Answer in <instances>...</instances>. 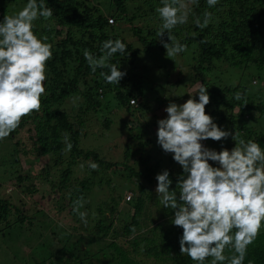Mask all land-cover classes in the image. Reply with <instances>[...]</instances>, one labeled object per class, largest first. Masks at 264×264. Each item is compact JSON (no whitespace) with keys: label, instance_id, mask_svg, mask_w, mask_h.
Returning <instances> with one entry per match:
<instances>
[{"label":"trees","instance_id":"1","mask_svg":"<svg viewBox=\"0 0 264 264\" xmlns=\"http://www.w3.org/2000/svg\"><path fill=\"white\" fill-rule=\"evenodd\" d=\"M96 1L44 0L53 9V16L34 21L33 31L38 37L47 36L46 42L52 45L53 57L47 63L46 92L42 96L41 110L24 117L19 127L2 142L6 146L7 157L0 158V168L4 167L0 171V233L14 226H24L26 221H29L28 226H32L35 215L45 211L39 208L40 201L37 199L29 209L24 210L27 201H23L22 197L14 201L15 195H18L15 194L16 188L11 185V190L5 192L9 184L7 181L14 182L20 192H29L32 196L38 192V185L31 181H38L44 184L40 200L47 197L49 207L54 212L53 227L66 218L64 223L68 224L67 219L70 220L73 226H69L74 232L71 234L65 228L63 241L67 245L41 259L34 256V264H194L188 256L180 255L179 237L182 232L171 224L172 210L165 209L155 193L157 174L154 169L142 172L133 171L127 165L124 168L129 174L121 175L123 178L136 179L130 181L129 186L130 190L136 191V195L133 214L128 221L122 219L121 213L117 217L119 202L115 200L114 187H111L109 179L98 180L102 182L99 188L109 182L107 201L104 193L98 190L104 200L94 206L87 203L88 195H93L92 185L101 174L99 172L120 166L123 162L104 161L95 152L80 148L83 120L78 121L76 116L88 115L90 110L101 107L107 90L114 93L119 105L127 112L134 109L139 111L136 104L130 103V99L139 101L142 96L141 92H135L139 88L124 90L127 83L137 87L128 80L135 72L133 63L137 50L120 35L117 25L110 22L108 17L111 15V19L117 22H129L131 36L137 38L145 50L156 46L164 49L161 39L170 43L167 33L163 38L157 35L162 22L155 9L161 5V0H151L144 15L140 16L139 21L145 20V24L137 21L135 13L138 11L128 10L127 0H105L103 7ZM184 2L191 9L188 22L177 25L172 35L180 43H194L197 48L192 65L193 83L198 86L203 83L208 88L210 103L206 106V113L220 123L228 122L227 129L239 132L240 138L245 141L252 139L258 142L264 149V132L240 120H248L252 110L264 114V100L255 101L252 97L244 96L236 100L238 86L212 85L209 76L216 59L226 60L233 65L264 66V0H219L214 8H208L206 0ZM26 3L27 0H0V21L5 14L14 15L20 11ZM206 10L212 13V21L208 27L200 29L194 20L199 17L203 21ZM105 11L109 16L104 14ZM157 22L159 26L155 25ZM108 39H121L127 45L124 53L114 54L109 61L115 63L120 71L126 72L119 84L105 82L100 72H108L106 68L93 73L83 56L84 49L96 56L101 55V44ZM81 85L83 89H80ZM80 95L83 100L68 109L66 104ZM75 107L78 111L72 116L69 111ZM109 124L110 121L105 120L104 125ZM65 135L72 144L70 151L66 150ZM44 158L47 159L46 164L35 174L38 176L33 175L30 172L32 168H27V162L31 165L30 162ZM21 159H24L25 167L21 165ZM91 160L99 165L98 170L94 171L88 166ZM77 168L86 176H75L73 169ZM165 169L170 172L173 181L171 188L174 189L179 174L170 168ZM64 190L66 193L57 197ZM80 197L85 201L80 211L87 213L86 224L73 212V202ZM143 199L154 202L159 209L156 215L151 212L146 216ZM142 220L146 221V226L150 225L148 229L142 230L145 227H142ZM75 246H80L79 253H76ZM225 254L230 255V252L226 249ZM210 259L206 264H210ZM249 262L264 264V228L248 247L244 264Z\"/></svg>","mask_w":264,"mask_h":264},{"label":"clouds","instance_id":"2","mask_svg":"<svg viewBox=\"0 0 264 264\" xmlns=\"http://www.w3.org/2000/svg\"><path fill=\"white\" fill-rule=\"evenodd\" d=\"M206 3L208 8H214L219 0ZM190 11L184 0H161L156 7L162 22L157 35L163 38L167 33L170 41L165 43L161 39L166 56L187 50L172 30L188 22ZM52 16L53 9L44 0H27L20 11L5 14L0 21V140L9 137L24 117L41 110L47 63L53 52L52 45L46 42L47 36L38 37L33 28L37 19ZM211 21L212 13L206 10L203 21L196 17L194 23L204 29ZM126 50L121 39H108L101 44V55L84 49L83 56L93 73L106 68L108 72H100L105 82L119 84L126 72L109 61L114 54ZM196 94L198 100L189 95L182 104L170 102L164 109L166 118L157 121V144L164 153L172 154L182 173L172 189L169 170H162L155 176V193L164 208L172 210L171 224L182 229L180 255L188 256L194 264H206L209 258L210 264H244L248 247L264 228V149L258 142L245 141L239 132L224 130L214 122L206 113L210 95L203 83ZM235 99H242V94L237 92ZM229 137L235 142L230 150L222 147L217 151L202 143ZM63 140L70 151L69 137L65 135ZM88 166L92 170L99 168L95 162ZM132 194L131 191L124 201H131ZM84 203L83 197L76 199L73 212L86 224L87 213L80 211ZM226 249L230 255L225 254Z\"/></svg>","mask_w":264,"mask_h":264},{"label":"rangeland","instance_id":"3","mask_svg":"<svg viewBox=\"0 0 264 264\" xmlns=\"http://www.w3.org/2000/svg\"><path fill=\"white\" fill-rule=\"evenodd\" d=\"M103 2L105 0H98L97 3L103 7ZM150 2L151 0H127L126 6L130 12L138 11V13H135L137 21L140 24H145V20L139 21V19L140 16L144 15V11H146ZM104 14L106 15L107 12L105 11ZM111 17L110 15L108 18L117 25L116 27L120 30V35L132 44L134 50H137L133 63L135 72L128 79L129 82L131 80L137 87H133L132 84L127 83L124 90L126 91L128 88L133 90L135 88L140 89L135 91L137 93L141 92L142 95L141 99L135 103L139 111L137 112V109H134L131 112H127L119 105L114 93L107 90L101 102V107L93 111L90 110L88 115H85L87 113L80 114V117L76 116V119L78 121L83 120V130L81 131L83 135L79 141L80 148L95 152L104 161L123 162L120 166L111 168L110 170L103 169L99 172L101 174L98 175L96 182L92 185L94 186L93 195H88L89 200L87 203H90L92 206L99 204L104 200V196L107 201V198H109L107 194L109 182H106L103 188H99L102 182L98 180L103 179L107 181L106 179H109L111 187H114L113 195L115 200L119 202L117 217L121 213L122 219L128 221L130 215L133 214V206L135 204L133 200L136 195V191L130 190L129 186L131 185L130 181L136 179L123 178L121 176L129 174V171H125L124 169L126 165L133 171L145 172L146 170L154 169L155 174H158L165 168H170L177 172V174L182 173L181 167L173 160L172 154L164 153L157 144V121L166 118L167 113L164 109L170 102L182 104L189 99V95H195V98L198 100V94H196L198 84L193 83L194 76L192 73V65L195 62L194 58L197 48L194 43L186 44L187 50L173 57L166 56V49H160L159 46L145 50L142 48L143 46L139 40L131 36L129 22H117L111 19ZM155 25L159 26V23L157 22ZM176 39L178 40L177 37ZM209 74L212 85L218 87H221V85L238 86L237 92H240L242 96L252 97V100L255 101L264 100V66L258 67L255 64L233 65L226 60L216 59L214 61V68ZM80 87V89H83V85ZM82 100V95L76 96L75 99L70 100L66 104V107L69 109L72 104L76 105L78 101ZM66 107L64 104V108ZM77 111L78 108L75 107L73 111L69 112L74 116ZM213 119L222 129L235 132L234 130L227 129L228 122L220 123L217 118L213 117ZM105 120L110 121L109 126L104 125ZM240 120L244 121L247 126L264 132V114L252 110L249 113L248 120ZM2 142L3 140H0V158H5L7 157L6 146ZM202 143L206 147L217 151L221 150L222 147L230 150L235 146V142L231 137L224 141L217 142L209 139L202 141ZM125 156L127 157L126 160ZM21 160V165L25 167L24 159ZM46 162L47 159L44 158L30 162L31 165H28L27 162L26 165L28 170L32 168L30 172L35 175ZM89 162H92V160ZM210 163H213V166H218L214 162L210 161ZM53 169L54 167L49 171L52 172ZM3 170L4 167L1 166L0 171ZM73 171L76 172L75 176L78 178L86 176L78 168L73 169ZM102 172L106 173L102 174ZM35 176H38V174ZM31 182L38 185V192L33 196L29 192H20L19 186L14 185L12 181H7L9 184H5L7 186L5 192L11 190V185L12 188L17 189L15 194L18 195L14 194L15 202H17V197H22L23 201H27V204L23 208L24 210L29 209L34 204L35 199H37L40 201L39 208L45 211L35 215L34 226H28L29 221H26L24 226H14L0 233V264H34V256L41 259L46 254L50 252L54 253L62 246L67 245L63 241L65 236L63 231L65 228L71 234L74 232L73 228L71 229L69 226V224L73 226L70 220L67 219L68 224L64 223L66 218L64 221H60L57 227H53L55 218L53 210L49 207V200H47V197L40 200V197L44 193V184L38 181ZM154 186H157V184ZM98 190L102 191L104 196L101 192L98 193ZM131 191L133 192L131 201H124V197L131 194ZM65 193L64 190L58 193L57 197L59 195L63 196ZM143 202L145 205L144 210L147 212L146 216L151 212L153 215L158 213L159 209L152 200L143 199ZM145 222L142 220V227L145 226L142 230L150 227V225L146 226ZM153 225L154 222L151 227ZM74 248L76 253H79L80 246H75Z\"/></svg>","mask_w":264,"mask_h":264},{"label":"built area","instance_id":"4","mask_svg":"<svg viewBox=\"0 0 264 264\" xmlns=\"http://www.w3.org/2000/svg\"><path fill=\"white\" fill-rule=\"evenodd\" d=\"M109 21H110V20H109ZM110 22H113V21H110ZM130 103H133V104L136 103V102H135V98H131V99H130Z\"/></svg>","mask_w":264,"mask_h":264}]
</instances>
